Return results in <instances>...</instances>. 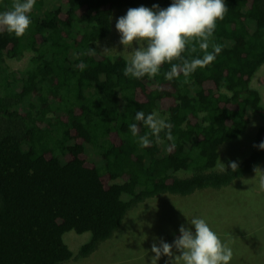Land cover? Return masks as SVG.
Masks as SVG:
<instances>
[{
    "label": "trees",
    "instance_id": "obj_1",
    "mask_svg": "<svg viewBox=\"0 0 264 264\" xmlns=\"http://www.w3.org/2000/svg\"><path fill=\"white\" fill-rule=\"evenodd\" d=\"M13 2L0 0V13ZM49 2L36 0L23 37L0 29V65L5 57L34 53L14 95L40 102L38 114L26 115L25 130L0 131V264L69 262V231L91 233L80 251L88 256L139 203L222 190L264 163V150L254 147L264 141L262 125L236 172L216 170L221 147L247 129L248 112L264 115L261 93L252 86L264 65V0H225L228 11L209 41V51L213 44L222 51L188 83L182 74L165 78L169 62L153 78L134 79L123 75L129 58L91 52L110 35L116 8H166L173 0H59L57 8ZM191 47L182 56L203 55ZM4 101L0 97L5 110ZM138 110L164 116L174 140L161 132L159 142L150 137L151 146L141 147L129 131L132 123L139 135L149 131L135 120ZM88 146L102 156V166L89 158ZM249 257L243 264H264L263 257Z\"/></svg>",
    "mask_w": 264,
    "mask_h": 264
},
{
    "label": "rangeland",
    "instance_id": "obj_2",
    "mask_svg": "<svg viewBox=\"0 0 264 264\" xmlns=\"http://www.w3.org/2000/svg\"><path fill=\"white\" fill-rule=\"evenodd\" d=\"M59 6V0H50L49 8ZM129 8L114 10L110 35L96 43L93 49L100 52L104 47L115 49L108 55L131 59L130 55L122 54L124 46L119 43L120 33L115 28L117 19L126 15ZM33 56L34 53L26 52L18 58L5 57L0 65V97L5 99L6 104L5 110L0 109V131H23L30 125L26 118L30 112L31 116L39 112L40 102L37 98L21 99L14 95L21 91L27 79ZM252 84L262 93L264 107V79H261L260 71ZM248 119L249 125L242 135L221 147L222 158L217 171H221L220 162L228 168L230 161L240 164L250 155L257 131L264 125V115L249 111ZM87 151L92 161L103 165V158L96 150L88 146ZM260 168L264 171V163ZM130 198L124 195L125 200ZM193 217L205 219L222 242L232 248V260L243 264L244 260L248 262L250 255L264 259V178L256 177L254 172L222 190L208 189L190 196L161 195L139 203L129 210L121 228L88 256L81 255L80 251L91 239V233L69 231L64 235V240L73 251L74 258L62 264H151L154 238L172 243L179 235V227H187L188 219ZM168 259L162 256L157 264H166Z\"/></svg>",
    "mask_w": 264,
    "mask_h": 264
},
{
    "label": "clouds",
    "instance_id": "obj_3",
    "mask_svg": "<svg viewBox=\"0 0 264 264\" xmlns=\"http://www.w3.org/2000/svg\"><path fill=\"white\" fill-rule=\"evenodd\" d=\"M36 0H14L10 10L0 13V29H6L17 38L23 37L31 24L30 13ZM228 6L225 0H173L166 8L154 4L152 8L141 5L129 8L126 15L117 19L115 28L120 33L119 43L124 46L122 54L130 55L123 69V75L134 79L145 76L153 78L160 72L161 65L170 63V70L165 73L166 79L178 78L181 74L184 83L198 68H204L214 62L222 51V45L213 44L210 38L217 27V21L223 20ZM192 44L191 51L203 52L201 57L188 59L182 56L186 45ZM131 49V51H129ZM115 49L104 47L102 54H110ZM92 53L97 51L91 48ZM179 60L178 63H172ZM83 71L87 64L79 65ZM135 120L145 125L149 131L139 135L136 123L129 125L133 137H138L141 147L151 146L154 137L157 142L164 132L169 141H173L172 125L159 113L145 114L138 110ZM255 123L253 127H255ZM264 150V141L254 145ZM233 172L238 170V163L230 161L228 165ZM222 171L226 166L220 162ZM256 177L264 178V171L254 166ZM151 226V225H149ZM175 249V251H173ZM151 264H157L162 256L169 259L166 264H229L233 258V250L227 246L214 232L207 221L200 217L188 219V226L179 227V235L172 243L161 238H154L151 245Z\"/></svg>",
    "mask_w": 264,
    "mask_h": 264
},
{
    "label": "crops",
    "instance_id": "obj_4",
    "mask_svg": "<svg viewBox=\"0 0 264 264\" xmlns=\"http://www.w3.org/2000/svg\"><path fill=\"white\" fill-rule=\"evenodd\" d=\"M263 67V68H262ZM260 69H259V71H260V76H261V79H264V65L262 66ZM258 71V72H259ZM257 76V73H256V75H255V77ZM254 77V78H255ZM254 80V79H253ZM252 86L256 89V87L252 84ZM258 90V89H257ZM259 91V90H258ZM260 92V91H259ZM261 96H262V93H261Z\"/></svg>",
    "mask_w": 264,
    "mask_h": 264
}]
</instances>
